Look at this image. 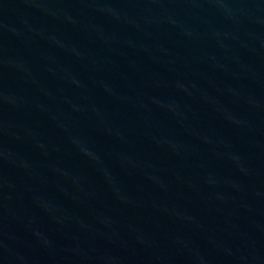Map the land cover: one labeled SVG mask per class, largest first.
<instances>
[{"label": "water", "instance_id": "1", "mask_svg": "<svg viewBox=\"0 0 264 264\" xmlns=\"http://www.w3.org/2000/svg\"><path fill=\"white\" fill-rule=\"evenodd\" d=\"M0 264H264V0H0Z\"/></svg>", "mask_w": 264, "mask_h": 264}]
</instances>
